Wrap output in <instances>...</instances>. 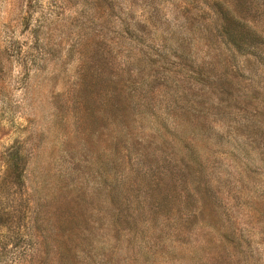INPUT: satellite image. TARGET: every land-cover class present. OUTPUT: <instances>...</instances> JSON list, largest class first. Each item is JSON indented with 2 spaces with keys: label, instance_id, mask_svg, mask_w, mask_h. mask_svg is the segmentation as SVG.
Here are the masks:
<instances>
[{
  "label": "rangeland",
  "instance_id": "rangeland-1",
  "mask_svg": "<svg viewBox=\"0 0 264 264\" xmlns=\"http://www.w3.org/2000/svg\"><path fill=\"white\" fill-rule=\"evenodd\" d=\"M217 2L264 31V0H0V264H264V43Z\"/></svg>",
  "mask_w": 264,
  "mask_h": 264
},
{
  "label": "trees",
  "instance_id": "trees-1",
  "mask_svg": "<svg viewBox=\"0 0 264 264\" xmlns=\"http://www.w3.org/2000/svg\"><path fill=\"white\" fill-rule=\"evenodd\" d=\"M218 3V13L220 15L219 20L216 22V26L218 27V32L221 37H224V41L227 45V47L237 52L239 55L243 57H249L254 54V49L257 48L261 50V45L264 43V31H256L253 29L250 25H248V21L244 17V13L240 14L238 16L234 15L232 11H230L228 8L224 7L223 2ZM246 6H244L243 2H240L239 8L242 9ZM220 11V12H219ZM230 23H233V26H230ZM182 44L179 43L178 46H181ZM261 52V51H260ZM177 53L173 52L170 53L169 56L176 57ZM184 56V54H183ZM231 57V56H230ZM258 61L259 64L264 65V55H259ZM162 61H165V58H161ZM168 61V60H167ZM232 62V61H231ZM255 70L249 71V78H251L254 74ZM217 90L216 93L212 92L215 95L221 96L223 98L225 90H220V87L215 88ZM201 95V94H200ZM227 98H231V95H225ZM194 99L197 100V109H201L204 107L205 102L200 100L198 97H194ZM243 109H245L243 107ZM201 111V110H200ZM183 117L186 120V123L189 121V118L185 115ZM189 128L193 130L194 128H197L198 132L203 133V127L201 124H198L197 126H188Z\"/></svg>",
  "mask_w": 264,
  "mask_h": 264
}]
</instances>
